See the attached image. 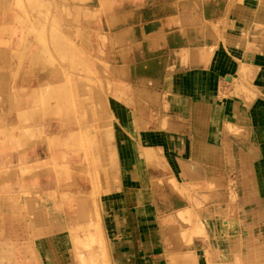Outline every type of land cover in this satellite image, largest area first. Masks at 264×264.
<instances>
[{"label": "rangeland", "instance_id": "374dc122", "mask_svg": "<svg viewBox=\"0 0 264 264\" xmlns=\"http://www.w3.org/2000/svg\"><path fill=\"white\" fill-rule=\"evenodd\" d=\"M0 66V203L43 224L79 210L71 264L110 263L100 213L127 186L152 208L150 264H264V175L240 146L264 125V0H0ZM200 68L219 141L187 140Z\"/></svg>", "mask_w": 264, "mask_h": 264}, {"label": "crops", "instance_id": "0c3cea01", "mask_svg": "<svg viewBox=\"0 0 264 264\" xmlns=\"http://www.w3.org/2000/svg\"><path fill=\"white\" fill-rule=\"evenodd\" d=\"M241 22L242 20H239V23ZM235 35L236 33L233 32L229 37L238 38ZM214 65L215 69H218L217 64ZM260 68L262 67L260 66ZM215 71L201 68L196 70L192 74L194 76V79L192 78L194 86L190 89V92H185L186 100H183L188 102L184 115L191 120L190 123L193 127L191 134L196 136L189 137L186 133L187 140L191 142L197 141V138L200 140L203 136L208 138L212 136L215 141L221 139V130L218 123L221 119L219 111H222V108L217 104L218 101L214 95L217 86V79L215 78L218 76L217 71ZM223 109L224 113L230 112L229 108L228 110ZM17 112L15 111V113ZM4 118L8 119L7 117ZM254 135L255 138H251L254 147L253 143H248V140L244 139L240 141V146H243L244 150L249 148L252 150L253 163L264 175V125ZM126 188L125 192L121 189L119 192L117 190L113 192L114 195L123 193V200L125 201L122 203V207L117 202L118 207L106 208V212L102 211L100 213L101 231L103 233L105 231L112 232L108 245L110 247L109 264H150L152 258L150 245L157 242L149 233L152 227L151 223L146 221L152 215V208L145 202L136 205L132 201L137 198L135 195H138L139 199H147V192L145 189L142 192L141 190L135 192L131 186ZM13 197L8 193L5 195V198ZM20 213L23 214L21 201L15 206L0 203V247L17 248V254L16 251L15 254L21 264L72 263L71 240L68 238V232L78 229L83 230L87 226V222L84 221L79 210H72L63 215L62 220H59V222L44 224L36 219H13L9 217V215L17 216ZM142 216L148 218L142 220ZM120 231L126 232L121 236L122 238L119 234L114 235V232Z\"/></svg>", "mask_w": 264, "mask_h": 264}, {"label": "bare ground", "instance_id": "6f19581e", "mask_svg": "<svg viewBox=\"0 0 264 264\" xmlns=\"http://www.w3.org/2000/svg\"><path fill=\"white\" fill-rule=\"evenodd\" d=\"M31 167H32V168H35V169H40V173H42V172H41L42 170H41V168H40L39 166H35V165H34V166H31ZM20 168H21V167H20ZM5 169H6V168H5ZM7 169H10V168L8 167ZM13 170H14V168H13ZM36 171H37V174H36ZM36 171H35V173H34V172H32V173H33V174H36V175H39V174H38V173H39V172H38L39 170H36ZM8 172H9V171H8ZM5 173H6V172H5ZM12 173H13V172H12ZM1 175H2V174H1ZM4 175H5V174H4ZM6 176H7V175H6ZM10 176H11V174H10ZM23 177H24V176H23Z\"/></svg>", "mask_w": 264, "mask_h": 264}]
</instances>
